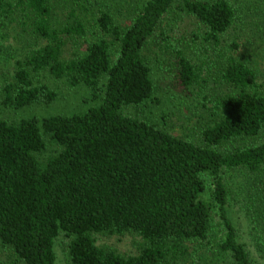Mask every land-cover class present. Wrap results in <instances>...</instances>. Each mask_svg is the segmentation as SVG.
I'll return each mask as SVG.
<instances>
[{"label": "trees", "instance_id": "obj_1", "mask_svg": "<svg viewBox=\"0 0 264 264\" xmlns=\"http://www.w3.org/2000/svg\"><path fill=\"white\" fill-rule=\"evenodd\" d=\"M0 17L26 51L0 75V264H58L57 240L68 264H264V0ZM186 116L197 140L170 132ZM126 233L133 254L97 243Z\"/></svg>", "mask_w": 264, "mask_h": 264}, {"label": "rangeland", "instance_id": "obj_2", "mask_svg": "<svg viewBox=\"0 0 264 264\" xmlns=\"http://www.w3.org/2000/svg\"><path fill=\"white\" fill-rule=\"evenodd\" d=\"M21 31L19 25L10 23L0 17V75L13 72L16 60L21 57L24 51V44L19 37ZM0 117H5V113L0 108ZM197 118L186 116L183 120L174 122L170 126V132L177 136L198 139L196 130ZM246 175L241 172L229 174V186L231 188H245ZM238 209V207H236ZM140 237L126 233L123 235L98 234L97 243L108 245L124 254H133L137 250V243ZM57 263L68 264L66 254L63 252L61 242L57 240Z\"/></svg>", "mask_w": 264, "mask_h": 264}]
</instances>
